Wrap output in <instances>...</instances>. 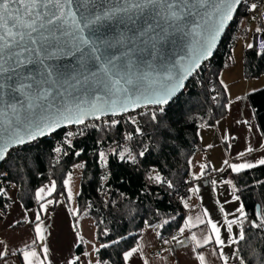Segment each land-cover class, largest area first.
Returning <instances> with one entry per match:
<instances>
[{
    "label": "snow or ice",
    "instance_id": "snow-or-ice-1",
    "mask_svg": "<svg viewBox=\"0 0 264 264\" xmlns=\"http://www.w3.org/2000/svg\"><path fill=\"white\" fill-rule=\"evenodd\" d=\"M261 7H264V3H257L256 0H118V3L111 6H98V0H0V76H3L5 81L11 82L8 84L0 82V89L7 86L10 97L6 104L7 111L0 110V124L5 126L3 134L0 135V180L9 177L13 168H17L19 171L28 167L27 157L21 158L19 152L13 157V150H27L26 146L32 145L44 137H51L62 128L75 126L77 130L66 131L61 141L72 149L74 148L72 140L76 136L86 135L88 129L100 130L97 124L86 123L89 119L102 121L105 116H109L111 119L104 121L105 126L109 129H115L120 123L134 125L135 136L156 138L160 151H163L169 142L174 145L181 132L180 121H173L168 117V107L187 88V82L203 72L206 62L210 66L218 44L236 20V14L241 9L248 13L258 14L261 19L260 24L253 30L255 42H247L244 50L254 52L257 58H264V12L260 11ZM201 9L204 10L202 16ZM141 16L151 17L155 22L145 20L146 26L139 32V37L147 36L149 40H152V34L155 33L156 42H160L170 35L169 30L177 33L186 31L191 18V22L196 25L197 29L202 28L198 50L188 60L182 62L178 70L175 69V66L164 68L163 74L151 80L147 87L138 83L146 79L143 74L137 76L131 70L130 65L117 68L115 61L120 58L112 57L99 68V71L103 72L111 81L109 88L111 98L108 101L103 104L92 103L87 108L78 106L75 111L66 108L56 114L43 115L39 119L34 116L21 119L20 109L16 103L17 93L22 97L19 100L20 107L26 105V111L34 109L37 106L36 101L46 100L51 95L49 91L42 90L41 85L49 84L53 76L51 67L45 65L46 60L56 55L51 51L53 46L59 48L70 44L76 52L81 54L80 63L83 68L89 60L94 58L99 61L101 59L100 56L95 55L100 51L97 41L100 44L107 43L97 35L98 26L124 17L135 22L134 18ZM196 16H201L203 26L200 21L195 20ZM252 20H256V15L252 16ZM242 21L243 18H241ZM64 37L69 39L63 40ZM53 41L56 42L55 45H53ZM153 46L155 47V44ZM37 64L43 66L39 69V74L42 77L39 82L31 72L25 71L30 66ZM108 65H112V67L109 68ZM92 75L95 76L97 73L94 72ZM113 76L118 78L113 80ZM216 79L219 80L220 91L213 87L211 89L213 94L210 97L205 95L204 102L207 103L209 99L215 101L221 109V118L224 113L230 114L234 106L239 108L242 104L243 110L248 112L247 118H240L238 115L233 122L244 126L246 132H251L253 135L259 134L258 142L246 138L245 150L236 154L235 159L242 162H229L228 159H224L222 167L215 169L221 173L230 170V174L239 179L246 171L264 167V128L252 123L257 119L259 113L250 103L251 97L264 89L253 88L247 90L244 95L232 98L231 88L224 82L222 76L217 75ZM121 80L125 85L131 87L122 85ZM32 89L35 91H28ZM97 99L100 98L97 97ZM246 100L249 102L245 103ZM0 103H3L2 95H0ZM133 113L135 115H132ZM116 117L121 119H116ZM137 117L144 118L143 126ZM185 120L187 122V115ZM215 124L219 125L220 120L217 119ZM208 126L212 127L213 125ZM198 127L202 129L205 125L200 124ZM124 138L132 141L133 134L129 133ZM230 139L237 140L238 137L230 136L228 131L224 130L221 140L227 145L226 150L233 148V145L229 143ZM100 142L101 138H98L97 144L99 145ZM212 147H214L212 144L206 146L207 149ZM53 151L57 156L69 154L60 146H55ZM83 151V149L76 150L74 154L79 157ZM150 151V148L145 147L139 151L138 156L144 158ZM255 153H261V155L255 159H247ZM113 154L117 155L121 161H124L127 156L128 161L136 162V156L129 153L127 149L119 152L114 149ZM21 159L23 163L17 164L16 161ZM98 162L101 168L108 167V158L104 151L98 152ZM5 165L7 167H4ZM188 165L192 167L193 162L189 160ZM73 167L83 170L85 163H78ZM199 168V173H190L192 180H200L206 175L208 165L201 163ZM101 179L107 180L108 177L104 175ZM71 180L72 176L69 173L62 181V189L67 190L69 202L73 200ZM148 180L161 187L166 186L167 189L174 188L173 182L166 181L159 171H156L155 175L149 173ZM184 183L190 184L187 180ZM219 183L229 186L231 190V199L225 200V203L238 205L231 213L226 212L222 205L219 207V212L224 214L223 224L226 225L227 239L222 236L221 226L213 219H202L200 216H196L195 222H193V217L188 216L183 219L182 226L178 228V235H172L170 240L165 239L161 233H156L157 239L161 240L163 244L172 245L171 248H165L164 252L174 256L173 264H180V249L182 248H186L193 254L198 264H207L206 256L201 250L210 252L213 257H218L221 264H229L230 259L239 261V264H246L245 258L240 255V250L233 246L246 240L245 222L250 223L251 229L264 232V207L255 211L254 219L250 220L249 214L246 212V205L241 202V195L237 194L242 190L241 187L235 184L233 179H223ZM255 183L264 186V181ZM217 185L216 180L211 181L213 193H216ZM13 187H15L14 183ZM244 187H248V185H244ZM56 191L57 181L50 180L49 184H45L35 191L34 199L39 206L38 211L33 212L21 203V215L8 220L7 218L11 214L8 200L15 204L16 199L9 197L6 189L0 187V213H3L4 219L7 221L0 227L12 230L16 229L17 225H24L26 226L25 231L28 233L17 245L13 246L0 238V264H53L52 250L47 242L50 230L44 217L48 213L49 207L54 203L53 199H48V197H52ZM188 192L199 197L201 189L190 184ZM181 199L183 202V198ZM216 203L219 204V201ZM183 206L185 209L189 208L187 202H183ZM76 214L75 211L72 212L73 216ZM229 215L234 218L229 219ZM209 216V211L204 210L203 217ZM168 223L169 221H164V224ZM144 224L147 228L153 227L148 221H145ZM162 226L156 225V227ZM197 227H201L199 236L192 231ZM234 228L238 231L234 232ZM189 232H191L190 235H188ZM16 234L13 233V235ZM103 234L109 235L107 230ZM135 235V233L129 232L128 235L113 239L110 243H101L99 247L92 245V252H85L82 255L88 257L95 254L97 256L95 264H109L107 260L102 261L98 258L101 249L120 245L121 242H126L129 236ZM77 240L80 243L83 242V238L79 234H77ZM144 248L145 245L137 239L133 246L122 251L123 264H133L134 258L139 261V264H149L147 257L143 255ZM225 249H230V251L226 252ZM255 255L256 253L253 251L252 256L255 257ZM260 260L261 264H264V255L260 257ZM78 262L83 264L81 256H69L65 258L64 264H78ZM88 264H93L92 260H88Z\"/></svg>",
    "mask_w": 264,
    "mask_h": 264
},
{
    "label": "trees",
    "instance_id": "trees-1",
    "mask_svg": "<svg viewBox=\"0 0 264 264\" xmlns=\"http://www.w3.org/2000/svg\"><path fill=\"white\" fill-rule=\"evenodd\" d=\"M243 13L244 10L241 9L237 16H242ZM238 25L236 21L232 23L210 62L212 70L205 76V82L209 86H205L197 77L191 79L186 91L168 107V117L173 121H180L181 132L174 145L169 142L163 151H160L156 138L136 137L134 125L118 124L115 129H109L101 123L97 124L100 130L88 129L86 135L76 136L72 140L74 148L70 149L62 143L61 148L69 154L57 156L53 151L54 141H62L65 133L63 130L50 138L26 146L27 150H14L13 157L17 152L21 158L27 157L28 167L19 171L13 168L12 174L4 178L0 187L7 188L14 183L18 202L31 209L37 206L35 191L50 180L57 181V191L53 196H66V190L62 189L63 179L72 173L75 164L85 163L80 175L76 197L77 214L73 216L74 220L77 221L82 216L92 219L98 245L110 243L111 240L128 235L129 232L136 234L129 236L128 240L120 245L101 249L99 259L107 260L110 264H123L122 251L133 246L146 229L159 232L166 238L174 229L179 228L184 217V209L173 202V196L181 191L184 181L190 177L188 161L192 160L199 149L198 126L211 125L213 120L221 119V109L216 102L211 103L209 99L205 103L204 99L205 95L213 94V87L220 91L216 76L231 63V49L238 36ZM243 60L246 79L264 76V58H257L252 51H244ZM198 87H201L200 91L197 90ZM250 103L259 113L257 125L264 128V91L253 95ZM225 115L226 113L223 117ZM138 120L143 126L144 118L140 117ZM129 133L133 134L132 141L124 138ZM98 138H101L99 145ZM145 147L151 151L146 157L140 158L138 153ZM80 149L84 151L81 156L76 157L74 153ZM114 149L117 152L127 149L136 156V162L128 161L127 156L124 161L119 160L118 156L113 154ZM99 151H104L107 155V168H101L98 162ZM16 163L21 164L23 160H17ZM156 171H159L166 181L173 182L174 188L167 189L166 186L161 187L148 180L149 173L155 175ZM104 175H107V180L101 179ZM231 179L241 187L242 190L237 194L241 195L250 220L254 219L256 207H264V186L255 183L264 181V167L246 171L239 179L232 175ZM8 203L10 205L11 200H8ZM165 220L169 223L164 224ZM145 221L153 227H145ZM244 229L246 240L236 245V248L240 250L246 264H261L260 257L264 255V232L251 229L249 222H245ZM105 230L108 231V236L103 234ZM82 250L83 246L80 245L76 249L77 256ZM253 251L256 253L255 257L252 256Z\"/></svg>",
    "mask_w": 264,
    "mask_h": 264
},
{
    "label": "crops",
    "instance_id": "crops-1",
    "mask_svg": "<svg viewBox=\"0 0 264 264\" xmlns=\"http://www.w3.org/2000/svg\"><path fill=\"white\" fill-rule=\"evenodd\" d=\"M254 28L255 25L253 23H239L238 36L231 49V63L226 66L219 74L222 76L224 82L231 88L232 98H235L237 95H244L247 90L253 88L264 89V76H260L258 79H246L244 76V49L247 42L253 41L248 31ZM248 102V100L245 101V103ZM238 115L240 118H247L248 112L243 110L242 104L239 106V108L234 106L230 114L226 113L223 118L219 119V125L211 124L213 125L212 127L205 125L204 128L199 129V148L207 151V153L202 154L200 152H196L191 160L193 162V166L190 167V173H199V165L201 163L208 165V171L206 175L200 180H192L190 175L189 178L193 181L191 185L200 187L201 192L199 197L188 192L185 202L189 204V208H184L183 217V219H185L188 216H192L193 222H195L196 216H200L202 219H213L214 222H218L219 226H221L222 236L225 239H227L228 234L226 232V225L223 224L224 214L219 212V207L222 205L226 212L231 213L238 205L235 203H225V200L231 199V190L229 186L219 183L223 179H231L233 174H230V170L221 173L215 171V169L222 167L224 159H228L229 162H242L237 161L235 157L238 152L245 150L246 138L252 140L253 142L259 141L258 133L253 135L251 132H246L244 126L237 125L233 122ZM252 123L257 125L256 119L253 120ZM224 130H227L230 136L235 135L238 137L237 140H229V143L233 145V148L230 150H226L227 145L221 140V135ZM209 144L214 145V147L207 149L206 146ZM259 155H261V153H255L254 155L247 157V159H255ZM79 173L80 174L75 175L74 181L71 180L70 182V187L73 193V200L71 202L67 200V195L65 196L63 194L55 197H48V199H53L54 201L53 205L49 207V211L44 217L50 230V235L47 242L49 243L52 250L51 260L53 264H64L66 257L77 256L76 249L80 245L83 246V250L78 256H81L83 264H88V260H92L93 264H95V260L97 259L95 254L88 257H84L82 255L85 252H92V245L99 247L95 239V231L92 219L87 216H82L76 221L72 215V212L76 211V197L79 188L76 186V182L78 179L80 181L81 171ZM72 174L73 171L71 176ZM212 180H216L218 182L216 193H213L211 190ZM46 184H49V182ZM5 189L9 197H15L16 199L15 204H13L12 201L10 203L11 214L7 219L11 220L21 215L20 203L17 200L16 189L13 186H8ZM216 201H219V204H217ZM30 210L33 212L38 211L39 206L37 205ZM204 210L209 211V217H203ZM228 218L232 219L234 217L229 215ZM6 222L7 221L4 219L3 213H0V226ZM182 224L183 220L180 226H182ZM25 227L26 226L24 225H17V228L12 230H5L0 227V238H3L7 243H9L10 246L17 245L25 236L28 235V233L25 231ZM201 227L194 228L192 231L196 232L197 236H199ZM237 231L238 229L234 228V232ZM13 233L17 234L13 235ZM77 234L83 238L82 243L78 242ZM190 234L191 232L188 233V235ZM138 239L145 245L143 255L147 257L149 264H173L174 256H170L167 252L163 251V253L160 255L152 254L158 249L164 247L163 243L157 239L156 233L152 229H146ZM181 239H183V237H181ZM233 247H236V245ZM201 251H203L206 256L207 264H221L218 257H213L210 252L205 250ZM225 251L228 252L230 249H225ZM180 253V264H198V262H196L194 259V255L191 254L186 248L180 249ZM133 264H139V261L134 258ZM229 264H239V261L230 259Z\"/></svg>",
    "mask_w": 264,
    "mask_h": 264
},
{
    "label": "water",
    "instance_id": "water-1",
    "mask_svg": "<svg viewBox=\"0 0 264 264\" xmlns=\"http://www.w3.org/2000/svg\"><path fill=\"white\" fill-rule=\"evenodd\" d=\"M116 3H118V0H110V3L109 0H98V6H111ZM200 13L202 16L204 10L201 9ZM201 16H196L195 20L200 21L203 26ZM145 20L155 22L151 17L146 16L134 18L135 22L124 17L98 26L99 30L97 35L107 43L100 44L99 41H97L100 51L95 55L100 56L101 59L97 61L93 58L89 60L83 68L80 63L81 54L76 52L70 44L59 48L53 46L51 51L55 52L56 55L45 61V65L51 67L53 76L49 84L41 85V89L49 91L51 95H49L46 100L36 101L37 106L31 111H26V105L20 107L19 100L22 99V97L17 93L16 103L17 107L20 109L19 115L21 119L28 116H34L39 119L43 115L56 114L58 111L66 108H71L75 111L78 106L87 108L92 103L103 104L108 101L111 98V93L109 92L111 81L103 72L99 71V68L112 57L120 58L115 61L117 68L130 65L131 70L137 76L143 74L146 79L138 83H141L143 87H147L151 80L163 74L162 70L164 68H173V66H175V69L178 70L180 64L188 60L198 50L202 28L197 29L196 25L191 22V18L186 31L177 33L169 30L171 34L167 35V37L160 42L155 41V33L152 34V40H149L147 36L139 37V32L146 26ZM193 29H195V31H193ZM62 39L67 40L69 38L64 37ZM55 43L56 42L53 41V45H55ZM154 44L155 47L153 46ZM220 44L221 42L218 44V47ZM108 45L112 46L109 47ZM85 51H88V49H85ZM153 53H155V55H153ZM41 67L43 66L37 64L36 66H30L29 69L25 71L31 72L36 77L37 82H39L42 79L39 74V69ZM108 67L111 68L112 65H108ZM94 72L97 73V75L93 76L92 73ZM85 77H87V79H85ZM117 78L118 77H112L113 80ZM0 82L5 84L11 83L10 81H5L3 76H0ZM29 83H31V81H29ZM121 84L125 87H131L130 85H125L123 80H121ZM28 91H35V89ZM0 95L3 97V103H0V110L7 111L6 104L10 100L7 86L0 89ZM97 97L100 99L98 100ZM104 118L111 117L105 116ZM91 121L94 120L89 119L86 122ZM4 127V124H0V135L3 134ZM65 129L67 128H62L57 133ZM46 138L50 137H44L42 139ZM258 210H260L259 206L256 207V211Z\"/></svg>",
    "mask_w": 264,
    "mask_h": 264
},
{
    "label": "built area",
    "instance_id": "built-area-1",
    "mask_svg": "<svg viewBox=\"0 0 264 264\" xmlns=\"http://www.w3.org/2000/svg\"><path fill=\"white\" fill-rule=\"evenodd\" d=\"M256 2H257V3H264V0H256ZM260 11L264 12V7H261V8H260ZM253 15H256V20H255V21L252 20V16H253ZM241 18H243V21H242V22H245V23H253L255 26L259 25L260 22H261L260 16H259L258 14L248 13V12H246L245 10H244V13H243L242 16H237V15H236V20H235V21H236L238 24H239V23H242V22H241ZM253 30H254V29L248 31V33H249V35L252 37L253 42H255V38H254V36H253ZM257 44H258V42H257ZM211 70H212L211 64H210V66H208V64H207V62H206L205 66H204V70H203V72H201L198 76H196V77L198 78L199 81H200V80L203 81V83H204L205 86H209V84H208L207 82H205V76H206L207 74H209V73L211 72ZM200 82H201V81H200ZM187 85H188V84H187ZM186 89H187V88H186ZM186 89H185L183 92H185ZM197 90L200 91V90H201V87H198ZM211 95H212V94H210L209 97H210ZM210 102L213 103V101H211V100H210ZM132 115H135V113H133ZM139 118H140V117H137V119H139ZM109 119H111V118H103L102 121H95V120H94V121L86 122V123H94V124H101V123H102V124H104V121H108ZM116 119H121V118H120V117H116ZM120 124H126V123H120ZM212 124H215V120L212 121ZM81 128H83V126H81ZM69 130H71V131H76L77 129L75 128V126H73L72 128H67V129H65L64 131L66 132V131H69ZM61 145H62V143H61L60 140H55V141H54V146H60V147H61ZM13 151H14V150H13ZM197 152H200V153H202V154H206V153H207V151L202 150V149H200V148L197 150ZM186 180L189 181L190 184H192V182H193L190 178H187ZM3 182H4V179L0 180V186L3 185ZM190 184L185 183V184L182 186L181 191H179L178 193H176V194L173 196V202H175L177 205H179V206L182 207L183 209H184L183 202L186 201V198H187V195H188V187L190 186ZM181 198H183V202H182V199H181ZM172 235H178V228H177V229H174V230H173V231H172V232H171V233H170L165 239H169V240H170ZM163 245H164L163 248L158 249L156 252H154V253H152V254H153V255H154V254H155V255H160V254L163 253L164 248H171V247H172L171 244H169V245H165V244H163Z\"/></svg>",
    "mask_w": 264,
    "mask_h": 264
},
{
    "label": "rangeland",
    "instance_id": "rangeland-1",
    "mask_svg": "<svg viewBox=\"0 0 264 264\" xmlns=\"http://www.w3.org/2000/svg\"><path fill=\"white\" fill-rule=\"evenodd\" d=\"M81 170L80 169H76V168H74L73 167V174H72V176H73V178H72V180L74 181V178H75V175L77 174H80L79 172H80ZM76 186L77 187H79V179L77 180V182H76ZM83 229V228H82Z\"/></svg>",
    "mask_w": 264,
    "mask_h": 264
}]
</instances>
